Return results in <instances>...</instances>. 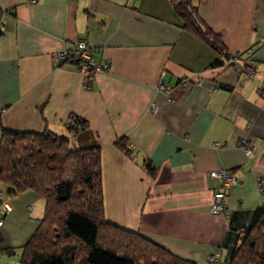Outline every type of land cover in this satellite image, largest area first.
<instances>
[{"label": "crops", "instance_id": "obj_1", "mask_svg": "<svg viewBox=\"0 0 264 264\" xmlns=\"http://www.w3.org/2000/svg\"><path fill=\"white\" fill-rule=\"evenodd\" d=\"M194 2L229 54L249 55L252 78L238 73L242 59L212 64L218 53L181 28L172 0H0L13 12L0 34V117L9 129L48 128L67 137L70 113L87 120L90 133L75 144L100 146L108 220L210 264L207 257L216 249L225 257L264 203L256 183L264 170V0ZM80 39L97 62L108 63L90 85L73 64L55 58ZM192 71L202 84L189 78L177 86ZM160 82L169 94L158 90ZM120 137L131 156L115 145ZM145 161L157 168L154 177ZM222 168L238 179L226 199L231 220L210 212L219 182L209 172ZM5 198L11 210L0 212V264L10 261L1 259L6 248L17 262L44 209L32 190Z\"/></svg>", "mask_w": 264, "mask_h": 264}, {"label": "trees", "instance_id": "obj_2", "mask_svg": "<svg viewBox=\"0 0 264 264\" xmlns=\"http://www.w3.org/2000/svg\"><path fill=\"white\" fill-rule=\"evenodd\" d=\"M172 2L182 18L181 28L218 53L219 58L212 64L226 62L235 66L238 57L245 65H251L246 61L249 55L229 54L221 35L200 17L194 0ZM12 13L0 8V20ZM65 128L70 137L48 128L40 132L14 130L4 127L0 117L3 191L14 195L32 190L44 201L42 217L21 247L18 264H196L139 232L108 220L100 146L71 145V138L77 140L90 133L88 121L79 115L70 113ZM114 143L131 156L126 137L117 138ZM143 167L150 176L156 175L157 168L150 161H145ZM231 217L232 212L229 220ZM226 253L221 264H264V203L256 207L251 223L240 228L236 244Z\"/></svg>", "mask_w": 264, "mask_h": 264}, {"label": "built area", "instance_id": "obj_3", "mask_svg": "<svg viewBox=\"0 0 264 264\" xmlns=\"http://www.w3.org/2000/svg\"><path fill=\"white\" fill-rule=\"evenodd\" d=\"M7 21L6 19L0 20V32H4L6 29ZM55 58L58 62L62 63H71L73 64L78 72L83 76L85 79L86 85H90L94 78V75L98 71L106 70L108 68L107 62H97L94 57V50L93 48L83 39L77 40L73 43L72 47L68 49H63L55 54ZM236 58L235 57V61ZM242 74L246 76V78H252L254 76L253 68L251 65H243L240 68ZM189 78H193L194 82L198 85H201L203 82V77L199 72L192 71L186 75H183L178 83L177 86H185L188 82ZM158 90L169 94L171 92V87L166 86L164 83L160 82L158 84ZM150 110L152 113H155L157 110V106L155 103H151ZM240 146L244 149L245 154L248 158L253 157V150L250 147L248 140L241 139L239 141ZM218 143H214V146H217ZM209 175L218 180L219 186L213 192L212 201L210 205V212L212 214H223L227 218L229 216L230 210L226 204V199L230 194V191L233 186H235L238 182L237 176L235 171L232 169H216L209 172ZM256 183L257 188L260 192L263 191L264 188V170L260 171L256 175ZM11 207L9 202L5 198V192L0 189V212L1 213H8L10 212ZM2 224V219H0V225ZM207 261L210 264H221L222 262V255L219 250H214L208 257Z\"/></svg>", "mask_w": 264, "mask_h": 264}, {"label": "rangeland", "instance_id": "obj_4", "mask_svg": "<svg viewBox=\"0 0 264 264\" xmlns=\"http://www.w3.org/2000/svg\"><path fill=\"white\" fill-rule=\"evenodd\" d=\"M70 143H71V145H73V144L75 143V139H72ZM0 188H1L2 190H4V186L1 185V184H0ZM2 253H3L4 255L2 256L1 259H5V258L8 259V258H10V259H9L10 261L7 262V263H5V264H18L20 257L18 258L17 262H16V261L14 262V261L12 260V258H15V259H16V254H15V255H13V254H10V255H9L7 251H3Z\"/></svg>", "mask_w": 264, "mask_h": 264}]
</instances>
